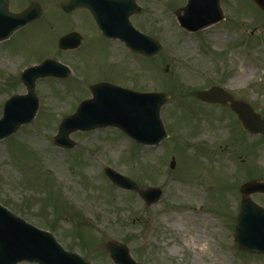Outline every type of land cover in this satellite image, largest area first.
I'll list each match as a JSON object with an SVG mask.
<instances>
[{
  "label": "rangeland",
  "instance_id": "1",
  "mask_svg": "<svg viewBox=\"0 0 264 264\" xmlns=\"http://www.w3.org/2000/svg\"><path fill=\"white\" fill-rule=\"evenodd\" d=\"M31 1L13 0V8ZM37 1L42 19L0 42V116L11 94L26 92L20 75L28 65L55 57L87 79L38 81L35 119L0 140V201L94 264H115L104 248L112 239L143 264H264L263 255L236 248L232 223L241 184L264 178V136L247 133L246 140L229 109L196 99L198 89L223 84L264 113V12L252 0H221L226 19L189 32L175 14L187 0H138L143 12L134 24L163 43L147 58L106 39L85 9L65 13L70 0ZM71 30L84 44L60 50L59 38ZM102 80L169 93L162 115L170 137L152 147L106 127L72 133L74 148L56 145L62 117ZM105 165L140 187L161 186L162 199L147 205L112 183ZM254 198L264 204V195Z\"/></svg>",
  "mask_w": 264,
  "mask_h": 264
},
{
  "label": "water",
  "instance_id": "2",
  "mask_svg": "<svg viewBox=\"0 0 264 264\" xmlns=\"http://www.w3.org/2000/svg\"><path fill=\"white\" fill-rule=\"evenodd\" d=\"M264 11V0H254ZM79 6L90 8L103 32L121 39L133 52L153 56L161 51V43L141 32L130 21L133 13L141 7L135 0H71L63 4L67 11ZM183 11V12H182ZM181 25L197 30L224 18L220 0H188L177 10ZM42 8L31 2L20 11L10 9V0H0V41L15 31L39 19ZM77 33L70 32L59 39L60 48H74L80 43ZM68 67L48 58L39 65L26 68L21 79L27 93L10 96L0 118V139L10 136L24 124L31 122L37 113L39 101L35 93L36 80L46 76L67 77ZM92 96L84 99L77 110L65 116L54 136L55 143L72 147L73 131L115 126L138 142L157 144L168 135L160 115L162 105L169 98L165 92H142L125 88L111 82H99L91 86ZM198 98L230 106L239 116L243 126L254 132L264 133V119L250 104L234 100L233 95L220 86L199 90ZM231 102V103H229ZM105 173L120 187L137 191L148 204L156 202L160 188H140L126 175L110 166ZM264 191V182L252 180L242 186L244 198L235 223L234 241L239 249L264 254V207L252 200L250 194ZM116 264H141L123 242L110 240L104 245ZM30 261L39 264H92L79 253L65 249L48 230L38 228L14 214L0 203V264H18Z\"/></svg>",
  "mask_w": 264,
  "mask_h": 264
},
{
  "label": "flooded vegetation",
  "instance_id": "3",
  "mask_svg": "<svg viewBox=\"0 0 264 264\" xmlns=\"http://www.w3.org/2000/svg\"><path fill=\"white\" fill-rule=\"evenodd\" d=\"M12 1V0H11ZM12 8H13V5H12ZM14 9V8H13ZM21 9V8H20ZM79 9H85L86 11H88V13L90 14V16H91V18L93 19V21H94V23L96 24V21H95V19H94V17H93V14H92V12L88 9V8H79ZM79 9H76V10H74L73 12H72V14L74 13V12H76L77 10H79ZM17 10H19V9H17ZM136 15H138V14H135L134 16H136ZM96 26H97V24H96ZM99 31H100V29H99ZM100 33L102 34V32L100 31ZM103 35V34H102ZM84 39H85V37H84ZM110 40V39H109ZM84 41V40H83ZM85 76V75H84ZM235 95V94H234ZM236 97V96H235ZM225 110H227V109H225ZM228 111H230V110H228ZM232 113V112H231ZM263 115H264V113H263ZM245 134H246V140H247V138L249 137L248 136V134L245 132ZM252 135L250 134V137H251ZM253 178H257V177H251V178H247V179H245V181L244 182H246V181H248V180H251V179H253ZM260 178V177H259ZM264 179V178H263ZM229 183L231 182V180L230 181H228ZM243 182V183H244ZM242 183V184H243ZM224 185L225 186H227L226 185V183L224 182ZM240 191H241V189H240ZM260 195H264V194H258L257 196H260ZM242 199V198H241ZM241 199H239L238 200V204L240 203V201H241ZM236 210V209H235ZM236 212V211H235ZM232 217H233V219H234V217H235V213H234V215L232 214ZM230 218H231V216H230Z\"/></svg>",
  "mask_w": 264,
  "mask_h": 264
},
{
  "label": "bare ground",
  "instance_id": "4",
  "mask_svg": "<svg viewBox=\"0 0 264 264\" xmlns=\"http://www.w3.org/2000/svg\"><path fill=\"white\" fill-rule=\"evenodd\" d=\"M28 91V90H27Z\"/></svg>",
  "mask_w": 264,
  "mask_h": 264
}]
</instances>
